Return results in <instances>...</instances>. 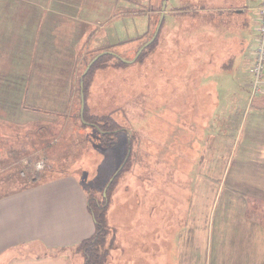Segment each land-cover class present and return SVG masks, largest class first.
<instances>
[{
  "label": "rangeland",
  "instance_id": "1",
  "mask_svg": "<svg viewBox=\"0 0 264 264\" xmlns=\"http://www.w3.org/2000/svg\"><path fill=\"white\" fill-rule=\"evenodd\" d=\"M108 1L87 0L86 9L84 0H73V7L63 8L65 16L85 9L108 15L92 22L88 16L78 19L85 24L87 35L74 66V93L67 99V103L72 102L71 109L62 105L55 122L30 110L28 126L20 135L5 129L0 118V154L17 144L25 158V162L19 158L0 161V195L31 184L40 174L74 175L92 206L108 205L109 264H264V246L257 249L252 241L254 229L264 235V209L252 207L243 194L248 189L264 190L252 188L244 177L246 173L256 177L260 171V164L246 159L248 123L242 121V111L224 110V100L229 105L226 98H220L221 109L211 103L199 107L196 98H186L189 93L248 96L246 84L251 79L249 67L257 46L258 10L263 0H167L159 35L135 62L128 64L105 55L83 77L90 62L102 52L134 59L153 37L163 8V0ZM59 8L60 0H40V4L0 0V9L25 10L34 23L44 10ZM27 75L33 86L29 106H40V67L30 66ZM16 85L0 82V116L4 105L10 103L7 93H20ZM81 93L89 120L114 125L116 134L111 138L105 140L103 124L82 122ZM21 102L17 103L26 105L24 93ZM208 108L215 110L209 112ZM173 119L177 125L166 128ZM204 121L211 126L201 130L198 122L202 126ZM203 149L211 156L205 159L212 172L208 181L215 184L213 179L217 178L218 189L215 187L213 196L208 195L198 217L194 207V211H184L186 221L181 220L164 201L155 209L150 195L153 186L160 188L158 200L164 199L168 185L177 188V199L185 200L194 186L192 171L198 169ZM236 173L243 176L241 180L234 177ZM237 180L242 184L236 186ZM260 202L264 207V199ZM177 206L181 207L179 202ZM190 213L194 228L188 220Z\"/></svg>",
  "mask_w": 264,
  "mask_h": 264
},
{
  "label": "crops",
  "instance_id": "2",
  "mask_svg": "<svg viewBox=\"0 0 264 264\" xmlns=\"http://www.w3.org/2000/svg\"><path fill=\"white\" fill-rule=\"evenodd\" d=\"M18 1H35L40 4V0ZM84 1L86 9H88L87 0ZM107 2L109 1L107 0ZM120 3L125 4L124 0ZM130 3L129 1L128 4ZM73 6V0H60L61 8L44 10L41 15L36 16L35 23L29 20V13L25 10L0 9V82H10V86L15 83L20 87V93H7L6 98H9L10 103L4 105L5 109L2 110V116H0L5 121V129L16 131L20 135L23 129L28 126L27 115L31 111V113L35 111L40 115L46 114L50 116L49 122H55L56 115L63 111L62 105L71 109L72 102L67 103V99H69V93H74L73 76L76 75L74 66L80 59L82 53L80 51L87 35L85 24L79 22L78 19L88 16L87 18L92 22L103 16H108L105 11L93 14L86 9L79 11L78 14L65 16L66 12L63 11V8L68 9ZM90 35H92L91 31ZM251 59L253 60V54ZM252 60L249 67L251 79L246 84L250 89L248 96L246 93H189L186 98H196L199 107H206L211 103L215 109H221L220 98L223 97L229 101V105H226L224 100V110H228L230 113L234 111L235 114L242 111V121H245V125L248 123L246 136L248 143L244 150L248 156L246 159L253 165L260 164V166L256 165L260 168L258 176L251 177L246 173L244 177L252 188L263 187L264 189V93L252 96ZM30 66L40 67V106L37 107L29 106V94L33 91L31 90L33 86L29 85L30 78L27 75ZM214 86L216 87V85ZM23 93L26 105L17 103L19 100L23 102ZM171 96L172 93L169 96L172 99ZM182 107V112L185 113L184 106L182 105ZM208 109L209 112L215 110ZM192 111L191 105L190 112ZM220 113L221 111L218 113L219 118ZM204 122L202 126L198 122L199 129L206 130L211 126L209 121ZM169 124L177 125L174 119L167 122L166 128ZM6 138L9 141L13 140L10 136H6ZM208 138L209 136L207 140ZM212 139L215 141V134L212 135ZM17 146L16 144V146L9 147L3 155L0 154V161L7 162L15 158H19V162L24 161L25 158L21 155L23 150ZM217 148L218 141L214 142L212 146V155H215ZM26 151L24 150L25 155ZM204 153H201L198 169L192 171L196 180L191 182L194 186L190 188L189 192L187 191L188 195L185 200L183 197L177 199V188L172 185L164 187V199L159 197L160 200H158L157 193L160 188L152 187L151 205L155 209L158 208L161 201H164L167 208H171L175 214L178 213L179 218L182 217L181 220L186 219L184 211L187 209L194 211V207H196L195 212L198 217L199 210H203L208 195L213 196L216 192L215 187L218 189L217 178L213 179L215 184H210L211 181H208L210 179L208 174L210 175L212 172L205 159L211 156H207L205 150ZM212 158L215 161V158ZM41 164L43 163L41 162ZM212 164L215 166L216 162ZM45 175L46 177H44ZM45 175L40 174V179L35 178L31 184H25L19 189H13L0 195V264H85L84 255L80 252L79 247L96 231V219L90 210V196L86 195L84 187L74 175L59 173ZM38 176L39 173L36 177ZM234 177L241 180L243 176L236 173ZM234 183H237L236 186L242 184L238 180ZM233 192L242 193L241 189H234ZM243 194H246L245 201L253 203L252 207L258 208L257 210L264 209L260 202L261 199H264V190H253L252 192L248 189ZM178 202L181 205L180 208L177 206ZM183 203L186 204L182 206ZM193 218L194 216L190 213L188 220ZM172 224L173 221H170L169 226ZM195 224L198 226L197 223ZM261 226L264 229L263 223ZM194 227L192 220L191 228ZM254 231L252 236L254 247L261 249L264 246V235H261L258 228ZM151 234L153 236L152 232ZM151 238L154 239V236ZM151 248L155 250L153 246ZM111 250L109 251L111 252Z\"/></svg>",
  "mask_w": 264,
  "mask_h": 264
},
{
  "label": "trees",
  "instance_id": "3",
  "mask_svg": "<svg viewBox=\"0 0 264 264\" xmlns=\"http://www.w3.org/2000/svg\"><path fill=\"white\" fill-rule=\"evenodd\" d=\"M112 56V55H111ZM59 115V114H57ZM85 115V114H84ZM85 119L90 122H97V124H103L106 128L104 129L103 136L106 137L110 136V138L116 134L114 131L116 128L113 124L106 123L104 120H89L87 114L85 115ZM84 119V121H85ZM83 122V121H82ZM85 121V125H92V123H87ZM99 122V123H98ZM96 124V123H93ZM96 126V125H93ZM92 200L90 199V210H92L95 219H96V231L95 234L88 238L87 240L83 241L79 247L80 252L83 253L85 258V264H109V255L110 249L107 246V235H108V227H107V220H106V213L108 210V205L96 204L92 206Z\"/></svg>",
  "mask_w": 264,
  "mask_h": 264
},
{
  "label": "built area",
  "instance_id": "4",
  "mask_svg": "<svg viewBox=\"0 0 264 264\" xmlns=\"http://www.w3.org/2000/svg\"><path fill=\"white\" fill-rule=\"evenodd\" d=\"M256 30L258 39L251 65L253 75L251 93L253 95L264 93V0L258 10Z\"/></svg>",
  "mask_w": 264,
  "mask_h": 264
},
{
  "label": "water",
  "instance_id": "5",
  "mask_svg": "<svg viewBox=\"0 0 264 264\" xmlns=\"http://www.w3.org/2000/svg\"><path fill=\"white\" fill-rule=\"evenodd\" d=\"M167 3H168L167 0H163V8H162L161 17H160L159 23H158V25H157V28H155L156 30H155V33H154L153 37H152V38H151L146 44H144V45L138 50V52H137V54H136V56H135L134 59H132V60H127V59L121 57L120 55H118V54H116V53H113V52H110V51L102 52V53H100L99 55H97V56H96V57L90 62V64L87 66L85 72H83V73H84V74H83V77L87 74L86 72H88L89 69H90V68H91V67L97 62V60H98L99 58H101L102 56H105V55H108V56H109V55H112V56H114L115 58L119 59L120 61H122V62H124V63H128V64H131V63L135 62V60L138 58V56H140L141 53H142V52H143V51H144V50H145V49L151 44V42H153V41L157 38L160 29H162L161 26H162V23H163L164 18H165V15H164V14H166V6H167ZM81 85H83V80L81 81ZM85 108H86L85 95H84V93H81V111H80V116H81V118H82L83 123H85V121H84Z\"/></svg>",
  "mask_w": 264,
  "mask_h": 264
}]
</instances>
